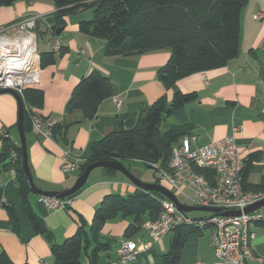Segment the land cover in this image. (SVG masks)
<instances>
[{"label": "crops", "instance_id": "obj_1", "mask_svg": "<svg viewBox=\"0 0 264 264\" xmlns=\"http://www.w3.org/2000/svg\"><path fill=\"white\" fill-rule=\"evenodd\" d=\"M29 12L42 15L37 25L38 32L45 37V48L41 54L54 52L56 55L54 63L42 66L40 83L29 87L43 94L42 103L32 105V111L42 117L53 118L60 125H68L64 138L59 140L36 130L29 121L26 132L28 160L37 187L43 190L71 187L80 170L70 174L62 171L61 162L66 151L81 164L85 163L95 141L121 129L127 120L134 123L143 109L163 95L172 103L174 95L179 92L188 97L181 108L164 117L162 124L165 129L161 131L176 125L182 126L185 135L195 137L193 147H199L232 135L233 127L240 126L235 136L241 159L247 164L257 155L250 165L246 183L261 182L264 177V19L257 20L253 16L258 12L264 13V0H248L242 8L237 56L223 66L185 76L169 89L159 80L158 71L170 60L171 49L129 56L107 55L104 39L80 31L79 22L91 19L84 17H67L62 35L58 36L52 31L56 13L53 0H20L0 6V26ZM57 38L60 48L55 50ZM93 70H99L109 77L115 86V94L100 103L97 117L90 120L80 110L68 113L67 105L76 84ZM116 95L121 96L120 107L115 102ZM18 116L16 97L11 93H0V155L5 151L3 133L8 132L14 146L10 157L3 163L7 166L0 164V187L3 193L0 200V252L4 251L15 264H56L52 245L74 235L84 223L88 235L84 240L80 264H91V255L98 242L108 243L109 246L97 253L96 264H115L118 250L125 240L149 244L133 264H164L163 255L170 250L172 240L179 231L177 229L155 241L142 224L128 237L126 231L133 222V216L121 214L104 224L98 238L91 230L95 212L105 195L118 193L128 196L140 189L120 171L109 172L103 167L94 169L69 208H51L41 200V195L32 191L29 197L33 208L44 218L51 238L34 231L22 210L16 173L8 165L17 159L15 148L20 145ZM128 162L129 166L127 162L124 164L139 179L145 182L157 180L155 172L146 171L142 162ZM159 182L172 190L166 181ZM184 190L192 195L190 189L185 187ZM186 199L183 203L191 204ZM8 205L14 206L17 212L19 233L13 230L10 223ZM259 211L264 214V206ZM205 212L187 215L200 220L211 214ZM145 218L147 221L148 218ZM197 228L199 230L191 233L185 241L179 264H223L212 245L211 229L202 226ZM251 229L253 253L257 257H264V222H253ZM249 264L264 263L253 260Z\"/></svg>", "mask_w": 264, "mask_h": 264}, {"label": "trees", "instance_id": "obj_2", "mask_svg": "<svg viewBox=\"0 0 264 264\" xmlns=\"http://www.w3.org/2000/svg\"><path fill=\"white\" fill-rule=\"evenodd\" d=\"M20 0H0V6L14 4ZM31 1V0H29ZM248 0H53L56 6L52 31L64 26L67 17L85 9L93 8L94 16L79 22L81 32L106 41V53L111 56H129L163 48L171 49L170 60L158 71L159 80L166 88L197 71L225 65L237 56L241 36V11ZM64 49L61 51L63 52ZM56 61L54 52L41 54V66ZM115 94V86L109 77L93 70L76 84L67 105L68 113L80 110L94 120L100 103ZM187 94L176 93L172 103L166 95L143 109L137 120H127L121 129L111 132L91 146V155L80 165V173L94 161L116 160L123 163L137 160L148 167L153 163L158 168L169 169L172 147L185 136L182 126L176 125L161 131L164 117L181 108ZM24 127L27 132L31 121L32 105L42 103L43 94L27 88L24 92ZM169 107V111L165 109ZM30 121V122H29ZM68 125L56 124L52 128L55 139H63ZM5 151L0 155V164L10 157L14 147L8 132L2 134ZM17 159L8 165L15 169L21 190V206L34 231L51 238V231L30 200L33 191L25 173L21 146H16ZM253 156L243 168V188L246 191L264 192V177L259 184H247L246 177ZM4 167L7 164L3 165ZM154 168V167H153ZM109 172H117L106 167ZM215 180L214 171L198 169ZM156 171V169H155ZM159 182V180H156ZM79 192V191H78ZM78 192L70 195L75 196ZM0 187V200L2 197ZM165 197L157 192L139 189L128 196L111 193L104 196L97 208L91 230L98 238L104 224L119 215L133 216L126 235L130 237L145 222V217L156 219L161 211V200ZM9 220L15 232H20L19 218L12 205H8ZM68 206L67 208H69ZM170 250L163 255L164 264H179L181 253L188 236L199 230L196 225H180L176 228ZM175 229V230H176ZM88 233L83 223L78 231L62 243H54L52 251L56 264H80L84 240ZM108 243L98 242L91 255V264H96L97 253L106 250ZM0 264H15L8 255L0 252Z\"/></svg>", "mask_w": 264, "mask_h": 264}, {"label": "built area", "instance_id": "obj_3", "mask_svg": "<svg viewBox=\"0 0 264 264\" xmlns=\"http://www.w3.org/2000/svg\"><path fill=\"white\" fill-rule=\"evenodd\" d=\"M41 18V14L29 12L0 26V89H12L24 96L27 88L40 83L42 66L37 25ZM253 18L263 20L264 13L258 12ZM54 48H60L59 38ZM115 102L118 107L121 106L120 95L115 96ZM31 121L36 130L47 135H52V128L57 124L55 119L42 117L35 112L31 113ZM240 129L235 125L232 135L199 147H193L195 137L185 135L172 147L168 170L158 168L156 163L152 165L156 169L157 179L166 181L177 195H184L191 204L241 210V214L223 216L211 213L197 220L181 213L173 201L164 198L159 216L143 223L155 241L180 225L208 227L216 256L223 264H249L253 260L264 263V257H257L253 253L251 229L253 222H264V214L259 210L244 212L247 207L264 199V192L246 191L243 188L244 162L235 136ZM80 165V161L70 152L64 153L61 162L64 173L79 171ZM198 169L214 171L215 180ZM12 172L15 173V169ZM185 187L191 190L192 195L185 193ZM74 199L75 196H41V200L51 208H67ZM148 246V243L140 244L134 240L123 241L115 264H133L139 253Z\"/></svg>", "mask_w": 264, "mask_h": 264}, {"label": "water", "instance_id": "obj_4", "mask_svg": "<svg viewBox=\"0 0 264 264\" xmlns=\"http://www.w3.org/2000/svg\"><path fill=\"white\" fill-rule=\"evenodd\" d=\"M63 26L56 28L55 32L58 36L62 35L63 32ZM0 93H11L14 95L18 101V108H19V116H18V131H19V137H20V146L22 149V159H23V165L25 173L29 179L30 186L32 190L41 195V196H49V197H55V198H65L68 197L76 192H78L88 181L89 176L91 172L96 168H106L111 167L114 168L117 171H120L122 174H124L132 183H134L137 187H139L142 190L148 191V192H157L161 195H163L165 198L170 199L173 201L177 209L183 213L188 214L191 211H208L216 215H223V216H233V215H239L241 214V210H229L222 207H211V206H201V205H193V204H186L180 201L177 194L171 190L168 186L154 181V182H145L138 177H136L129 168L122 162V161H116V160H99L94 161L90 163L83 172H81L78 177L76 178L74 184L71 187H68L63 190H43L34 182L33 175L31 172V168L29 165L28 160V151H27V140H26V131L24 127V112H25V103L23 96H21L18 92L12 89H0ZM166 112L169 111V107L165 109ZM264 206V199L256 202L255 204L247 207L244 212L245 213H251L255 210H259Z\"/></svg>", "mask_w": 264, "mask_h": 264}, {"label": "rangeland", "instance_id": "obj_5", "mask_svg": "<svg viewBox=\"0 0 264 264\" xmlns=\"http://www.w3.org/2000/svg\"><path fill=\"white\" fill-rule=\"evenodd\" d=\"M81 15V16H80ZM93 16H94V10H93V8H88V9H85V10H83V11H81V12H79V13H76V14H73V15H71V17H84V18H93ZM44 48H45V37L43 36V35H41L39 32H38V51H39V53H41L43 50H44ZM161 129L162 130H164L165 129V125H164V123L161 125ZM130 162H127L126 164H127V166H129L130 164H129ZM137 165H139V164H137ZM142 167L146 170V171H149V172H155V168H151V167H148V166H146V165H144V164H142ZM134 168V167H133ZM178 198L180 199V201H187V199L183 196V195H181V194H179L178 195ZM205 213H207V212H205V211H200V210H196V211H191V212H189V214L190 215H199V214H205Z\"/></svg>", "mask_w": 264, "mask_h": 264}]
</instances>
